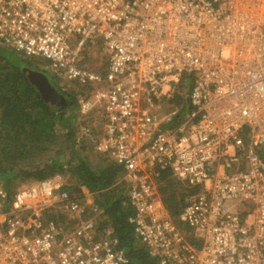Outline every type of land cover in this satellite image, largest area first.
<instances>
[{
  "label": "built area",
  "instance_id": "2783aa9c",
  "mask_svg": "<svg viewBox=\"0 0 264 264\" xmlns=\"http://www.w3.org/2000/svg\"><path fill=\"white\" fill-rule=\"evenodd\" d=\"M0 39L81 88L100 83L80 64L99 43L106 82L78 111L99 108L93 149L121 168L128 221L158 264H264V0H0ZM182 73L191 110L176 119L159 105ZM165 170L199 187L180 226L158 192ZM65 184L55 173L8 200L0 183V264H130Z\"/></svg>",
  "mask_w": 264,
  "mask_h": 264
},
{
  "label": "trees",
  "instance_id": "16d2710c",
  "mask_svg": "<svg viewBox=\"0 0 264 264\" xmlns=\"http://www.w3.org/2000/svg\"><path fill=\"white\" fill-rule=\"evenodd\" d=\"M43 61L24 57L0 39V183L7 199H11L18 180H40L55 173L65 176L67 172L68 180L74 184L67 183L63 189L79 199L82 197L76 193L81 194L83 190L87 193L90 203L86 214L95 219L96 234L104 238L109 229L110 237L116 239L130 264H158L137 240L128 221L133 209L121 180V168L96 152L97 160L85 154L93 147L91 142L85 144L84 138L77 139L75 134L77 92L62 90L54 78L38 68ZM27 71L44 74L63 97V103L59 101L57 108H51L27 76ZM192 80V73H182L174 84L175 90L167 98L170 108L176 109V119L191 110L188 94ZM86 88L80 90L85 92ZM173 122L169 125H174ZM77 141L82 144L78 146ZM198 189V186L183 185L171 177L168 170L161 172L158 192L169 215L179 226L178 215L185 197ZM91 207L100 211L99 214ZM46 216L58 220L53 214ZM187 238L190 240L188 235ZM190 242L196 243L192 238Z\"/></svg>",
  "mask_w": 264,
  "mask_h": 264
},
{
  "label": "rangeland",
  "instance_id": "374dc122",
  "mask_svg": "<svg viewBox=\"0 0 264 264\" xmlns=\"http://www.w3.org/2000/svg\"><path fill=\"white\" fill-rule=\"evenodd\" d=\"M47 61H43V64L40 63V65H38V68H40L41 70H43L44 72H46V74L52 78L55 79V81L57 82V85L62 89V90H66V89H70L74 92H77L78 94L84 93L87 94V96H90L91 94H93L96 90L101 89L102 86L105 84L106 82V78H105V73H106V68H107V62L105 60V56L99 46V43L97 44H90L88 46L87 49H85L82 52L81 58H80V64L87 66L89 69H92L93 71H95L99 77H100V83L95 84L94 86H90L88 88H86L87 90L81 91L80 89H85V88H81L79 86H77L74 82L68 81L64 78H59L56 77L55 75L51 74L49 69L47 68ZM175 88V87H174ZM173 88V91L175 90ZM167 98L165 97L161 100L159 107L161 108L162 111H168L170 110V104L167 103ZM76 123L77 126L75 134L78 138H84V143L85 144H89L90 142L92 143V147L94 146L95 140H97L102 132V118L100 115V110L98 107H94L93 109H91L89 112L85 113V114H81L78 111V116L76 118ZM77 141L76 143L79 145L82 144V142ZM85 154H87L91 159H95L97 160L98 156L95 153L93 148H88V150L85 152ZM67 180V183L70 184H74V182L68 180L67 177L68 173H65L64 176ZM35 180L33 179H21L18 180L16 182V186L14 189H16L17 187L21 186V185H25L28 184L30 182H33ZM76 195H80L81 197H83L82 195H86V192L83 190L81 192V194L76 193ZM56 218L58 219L57 222L58 224L63 227L64 229L67 228H71L75 225L76 221L75 220H71L68 221L67 218H65L64 216H60V214H55ZM99 234V233H98Z\"/></svg>",
  "mask_w": 264,
  "mask_h": 264
},
{
  "label": "water",
  "instance_id": "95a60500",
  "mask_svg": "<svg viewBox=\"0 0 264 264\" xmlns=\"http://www.w3.org/2000/svg\"><path fill=\"white\" fill-rule=\"evenodd\" d=\"M29 79L34 83L40 94L46 100L48 104H51V108L55 109L58 107L60 101L63 103V97L56 92V90L50 85L46 76L40 72H26Z\"/></svg>",
  "mask_w": 264,
  "mask_h": 264
}]
</instances>
